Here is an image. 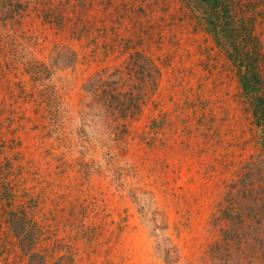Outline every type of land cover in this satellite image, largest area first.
I'll return each instance as SVG.
<instances>
[{
    "label": "rangeland",
    "instance_id": "1",
    "mask_svg": "<svg viewBox=\"0 0 264 264\" xmlns=\"http://www.w3.org/2000/svg\"><path fill=\"white\" fill-rule=\"evenodd\" d=\"M242 1L250 96L182 0H0V264H264Z\"/></svg>",
    "mask_w": 264,
    "mask_h": 264
},
{
    "label": "trees",
    "instance_id": "2",
    "mask_svg": "<svg viewBox=\"0 0 264 264\" xmlns=\"http://www.w3.org/2000/svg\"><path fill=\"white\" fill-rule=\"evenodd\" d=\"M3 4L13 0H1ZM195 13H198L200 19L206 24V30L212 34L216 40L222 39V45L228 46L232 59H240L238 64V74H240V83L245 93L250 94L255 89L252 87V82L255 79L253 76V62L251 65L246 60L252 59L258 55L257 38L253 35L252 29L254 27L255 8L256 6L249 1L242 0H182ZM15 4L19 5L18 2ZM13 7H17L13 5ZM23 7V6H22ZM21 7V8H22ZM248 10H251L248 12ZM247 12L249 14H247ZM219 42V41H218ZM252 66V68H251ZM243 74L241 75V73ZM253 77V78H252ZM253 79V80H250ZM255 82V81H254ZM251 92V93H250ZM255 98V97H254ZM253 115L259 125L264 122V98L259 97L255 99ZM111 109V108H110ZM109 110V109H106ZM105 110V112H106ZM224 211V213H226ZM22 210L8 212L7 222H10L14 228L15 233L17 229L23 225L24 218L21 216ZM239 221L238 223H240ZM236 224L237 222H233ZM20 243V241H19Z\"/></svg>",
    "mask_w": 264,
    "mask_h": 264
}]
</instances>
